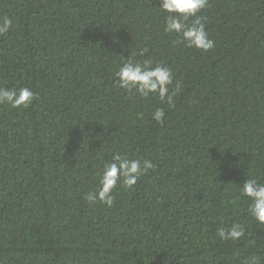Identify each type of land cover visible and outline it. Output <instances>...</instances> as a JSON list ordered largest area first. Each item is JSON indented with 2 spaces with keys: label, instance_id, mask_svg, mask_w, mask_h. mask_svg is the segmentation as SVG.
Listing matches in <instances>:
<instances>
[{
  "label": "trees",
  "instance_id": "16d2710c",
  "mask_svg": "<svg viewBox=\"0 0 264 264\" xmlns=\"http://www.w3.org/2000/svg\"><path fill=\"white\" fill-rule=\"evenodd\" d=\"M159 0H0V264H264L239 188L264 183V0H208L214 48L174 43ZM191 23V20L188 21ZM127 59L172 71L174 105L117 86ZM162 108L156 122L152 114ZM154 169L90 205L114 154ZM245 226L239 242L219 226Z\"/></svg>",
  "mask_w": 264,
  "mask_h": 264
},
{
  "label": "clouds",
  "instance_id": "9594fccd",
  "mask_svg": "<svg viewBox=\"0 0 264 264\" xmlns=\"http://www.w3.org/2000/svg\"><path fill=\"white\" fill-rule=\"evenodd\" d=\"M159 3V9L167 16L164 31L180 37L174 43H182L187 48L202 52L214 48V41L208 37L205 30L204 18L199 15L208 6V0H159ZM190 20L191 23H188ZM11 26L12 20L8 17L0 19V35L7 33ZM115 77L119 88L141 98L155 95L169 106L174 105V97L181 90L179 83L170 90L173 84L171 69L159 63L153 66L151 60L127 59L115 73ZM34 99V92L26 87L0 88V105H8L14 109L27 108ZM164 116L162 108L156 109L152 114L153 120L158 123L163 121ZM154 167L150 160L141 161L131 159L128 155L114 154L111 161L104 164L98 177L99 187L87 195V202L90 205L99 202L111 207L114 201L112 193L118 184L122 183L131 189L142 175L148 174ZM239 192L249 201L247 214L253 224L264 229V183L255 178H247ZM216 232L221 241L239 242L246 235L245 226L241 223H233L227 227L221 225ZM244 264H261V260L256 255H250L245 258Z\"/></svg>",
  "mask_w": 264,
  "mask_h": 264
}]
</instances>
